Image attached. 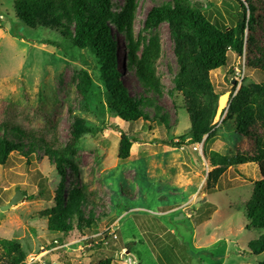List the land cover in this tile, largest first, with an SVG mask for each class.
I'll use <instances>...</instances> for the list:
<instances>
[{
	"label": "rangeland",
	"instance_id": "374dc122",
	"mask_svg": "<svg viewBox=\"0 0 264 264\" xmlns=\"http://www.w3.org/2000/svg\"><path fill=\"white\" fill-rule=\"evenodd\" d=\"M168 1L135 0L131 29L133 40H138V53L149 37L143 31L147 12ZM193 1L206 10L221 9L223 2L233 5L230 0ZM12 2L0 0V113L12 104L32 125H43L48 117L56 123L61 144L66 142L72 117H80L101 131L81 139L74 158L77 174L70 168L66 170L63 193L65 196L72 188L81 190L85 186L89 187L87 191H93L83 213L93 214L94 230L84 231L80 239L76 232L63 238L46 230L39 213L52 205L60 178L38 150L30 156L28 165L25 158L12 154V167L0 168V239H17L28 253L27 258L41 255L43 264H94L105 258H112V264H257L262 257L244 253L247 243L258 234L246 230L243 216L252 183L259 179L257 166L228 168L219 178L216 190L208 193L205 174L210 167L203 152L194 151L193 146L166 145L171 140L176 142L175 138L190 127L181 96L169 94L177 65L167 25L161 24L150 32L157 34L160 44L155 74L161 88L160 94H154L145 92L135 70L126 66L128 42L110 24L123 84L131 96L154 99L161 109L158 115L167 117L168 128L157 118L152 120V107L146 108L150 121L129 125L100 113L97 99L83 101L78 97L75 87L80 70L92 74L95 64L88 56L70 52L71 58L65 57L41 45L40 40L55 37L48 30L20 28L19 33L12 34L9 19L17 22L11 11ZM124 2L112 0L113 12L118 13ZM228 56L227 66L212 71L210 78L216 93L230 91L231 96L234 69L241 60L233 53ZM263 79V75L245 70V83H261ZM93 86L95 92L102 93V83L94 76ZM231 127L232 124L220 125L205 151L231 155L245 150L246 141ZM121 134L137 140L126 161L116 156ZM17 184L22 188L29 186L32 192L38 185L45 186L47 201H27L23 197L14 207L1 211L16 192L22 191L15 189ZM57 237L64 240L62 245H68L54 244Z\"/></svg>",
	"mask_w": 264,
	"mask_h": 264
},
{
	"label": "trees",
	"instance_id": "16d2710c",
	"mask_svg": "<svg viewBox=\"0 0 264 264\" xmlns=\"http://www.w3.org/2000/svg\"><path fill=\"white\" fill-rule=\"evenodd\" d=\"M230 1L233 5L223 2L221 9L209 10L193 0H169L153 6L143 21V31L149 37L139 53L138 40H133L131 29L135 0H125L118 13L113 12L112 0H13L11 11L17 22L9 20L12 34L19 33L20 28L48 30L55 37L40 40L41 45L65 57H70V52L86 55L95 63L92 74L80 70L75 88L81 100L97 99L100 113H107L130 125L140 120L150 121L146 108L152 107V120L157 118L168 128L167 117L158 115L161 109L154 104V99L131 96L123 84L117 69V47L110 27L114 24L116 30L125 35L128 42L126 66L135 70L144 91L160 94L161 86L155 74L160 44L157 34L150 32L166 24L177 65L169 94L181 96L190 124L186 133L175 138L176 142L171 140L166 145L183 148L203 144V156L210 167L205 174V190L208 193L216 190L219 178L228 168L248 164L257 166L259 179L252 183L250 198L243 206V216L246 230L256 231L258 235L247 243V252L244 253L248 257H262L257 264H264V79L261 83L249 84L243 79L237 90L235 83L220 123L232 124L231 129L244 138L247 148L231 155L205 151L206 144L214 138L220 126L214 123V119L221 94L215 92L210 73L227 66L229 53L241 59L244 52L245 70L264 76V0ZM93 76L102 83V93L94 91ZM56 127V123L48 117L43 125H32L21 116L16 106L7 104L0 113V168L12 167V154L25 158L28 165L34 151H42L60 182L54 191L52 205L42 210L39 217L48 232L63 238L76 232L80 239L84 231L94 230L96 226L93 214L88 211L85 216L83 213L89 195L93 197V191H87L88 186L81 187V190L72 188L64 196L66 170L70 168L77 174L74 158L81 139L86 135L95 136L101 130L80 117H72L66 142L61 144ZM136 142L121 134L117 159L126 161ZM41 178L46 180V177ZM15 189L28 191L24 192L27 201H47L45 186L38 185L34 192L29 186L22 188L18 184ZM58 241L59 238L53 243L60 246L64 242ZM27 257L28 253L20 241L0 239V264H26ZM112 261V258H105L94 264H112Z\"/></svg>",
	"mask_w": 264,
	"mask_h": 264
},
{
	"label": "water",
	"instance_id": "95a60500",
	"mask_svg": "<svg viewBox=\"0 0 264 264\" xmlns=\"http://www.w3.org/2000/svg\"><path fill=\"white\" fill-rule=\"evenodd\" d=\"M234 84V83H233ZM230 91L226 92L224 94H222L219 99H218V107H217V111H216V115H215V119L214 121L217 123L221 120V117L225 114L226 112V107L228 102L230 101ZM25 196L24 192H16L14 194V196L10 199L9 203L3 207H1V211H7L9 210L11 207H14L15 205H17L22 198Z\"/></svg>",
	"mask_w": 264,
	"mask_h": 264
},
{
	"label": "built area",
	"instance_id": "2783aa9c",
	"mask_svg": "<svg viewBox=\"0 0 264 264\" xmlns=\"http://www.w3.org/2000/svg\"><path fill=\"white\" fill-rule=\"evenodd\" d=\"M244 55H243V57L241 58V61H239V63H238V67L237 68H235L234 69V77H233V79H234V83H236L237 84V88H236V90L238 89V87L241 85V82H242V80L244 79V73H245V67H244ZM221 121L222 120H220L219 122H217L218 124H220L221 123ZM193 150L195 151H202V146H201V143L200 144H195V145H193ZM68 244H63V245H61V247H66ZM45 251V250H44ZM45 253H47L46 251L44 252V254ZM43 254V255H44ZM40 257H41V255L39 256V257H37V256H30L29 258H27V260H26V264H43V263H41V261H40Z\"/></svg>",
	"mask_w": 264,
	"mask_h": 264
},
{
	"label": "clouds",
	"instance_id": "9594fccd",
	"mask_svg": "<svg viewBox=\"0 0 264 264\" xmlns=\"http://www.w3.org/2000/svg\"><path fill=\"white\" fill-rule=\"evenodd\" d=\"M245 53L243 52V55H244ZM245 56V55H244ZM243 57V56H242ZM241 60V59H240Z\"/></svg>",
	"mask_w": 264,
	"mask_h": 264
}]
</instances>
